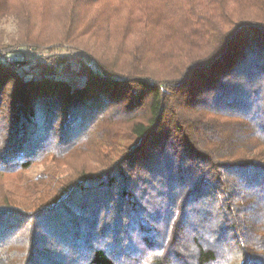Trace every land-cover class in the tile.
<instances>
[{"label": "trees", "instance_id": "1", "mask_svg": "<svg viewBox=\"0 0 264 264\" xmlns=\"http://www.w3.org/2000/svg\"><path fill=\"white\" fill-rule=\"evenodd\" d=\"M91 1L50 12L73 44L0 42V179L93 161L1 188L0 264H264V0H107L161 13L155 69L141 42L125 63L80 45ZM44 7L0 0V21L49 27ZM17 46L42 58L3 62Z\"/></svg>", "mask_w": 264, "mask_h": 264}, {"label": "rangeland", "instance_id": "2", "mask_svg": "<svg viewBox=\"0 0 264 264\" xmlns=\"http://www.w3.org/2000/svg\"><path fill=\"white\" fill-rule=\"evenodd\" d=\"M67 1L69 0H35L36 8L38 7V5L40 6V3L41 5L43 4L45 6L43 17L47 19L51 15V19H54L52 20V25H50L49 27L39 26V20L37 18H40L42 16L41 14H35L36 21L31 32L25 30L23 25L21 26V28H19L16 22L17 16L15 14L10 15L4 20H1V44L12 46L14 42H21L20 40H23V38L27 34L30 37H33L34 41L36 42L44 41L48 44L57 42L66 43L68 45L73 44L71 42H61L67 40L65 39L67 36L65 35L63 30L64 26L61 23V17L64 18L65 15H63V13H50L54 9H57L59 6H61L62 3H65L64 5H66ZM92 1L89 5H80L76 12L77 17L75 24H79L80 27V32L78 31L79 34L76 33V35L78 34L76 38H78L79 42L82 41L80 45L82 46L83 44L87 43V47H89V50L91 52H94L95 55H103V57H105V60H109L111 62V60H114L115 57L118 62L125 63L127 52L135 50L133 47L134 45L136 49H139L141 43H143V46L146 45V48L149 50L148 61L150 63L151 69H155V67H153L155 63V51L161 52L159 48L163 46L162 41L159 47H156L157 45H154L157 38L156 27L158 26V24L162 23L159 22L160 17L162 16L161 13L152 9V7H149L148 14L151 16L152 20L148 21V23L144 25V23L139 24L141 21L135 20V18L132 17L134 16V10L136 11L137 9L135 8L136 6L133 5L127 6L128 4L131 5V3H128L127 5H121L118 8L114 7L112 2H107V0L99 1L96 4H92ZM176 4L177 3H174V5ZM173 8L175 9V7ZM130 13H132L133 15ZM127 14L132 17V20L127 18ZM133 20L135 21L133 22ZM142 26H145V28H142L140 31L143 34H139L137 32L135 33L134 30L131 31V29L133 28L136 30ZM164 32L162 33V35H164ZM88 33H90V35L93 33V35L90 36L88 35ZM146 33H148L150 37L141 38ZM143 41L145 42V44ZM14 51V53H11L5 60H3V62L8 63L13 60L21 61L23 60V58L28 60L34 58H42V54L40 53V51H33L31 48H23L17 46ZM71 52L74 51L72 50ZM63 54H65V51H63ZM75 54L76 53H74V55ZM66 56L70 58L73 55L67 54ZM81 155L82 156H79L77 159L67 160L65 162L58 161L57 158L53 155H46L43 158L42 162L34 166L29 171L23 174L2 177L0 179V190L1 188H8L10 192L20 195L24 184H28V181H35L37 179H40L42 177L41 175L44 173L55 172L58 177L66 178L72 175L74 170L79 169L82 166L92 167V158H90V156L87 155L86 152Z\"/></svg>", "mask_w": 264, "mask_h": 264}]
</instances>
